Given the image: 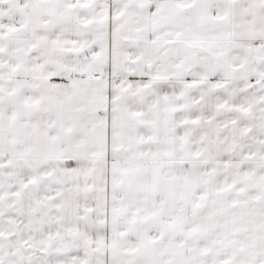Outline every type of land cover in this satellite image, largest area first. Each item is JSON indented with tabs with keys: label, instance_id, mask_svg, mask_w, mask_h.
<instances>
[{
	"label": "snow or ice",
	"instance_id": "obj_1",
	"mask_svg": "<svg viewBox=\"0 0 264 264\" xmlns=\"http://www.w3.org/2000/svg\"><path fill=\"white\" fill-rule=\"evenodd\" d=\"M0 264H264V0H0Z\"/></svg>",
	"mask_w": 264,
	"mask_h": 264
}]
</instances>
